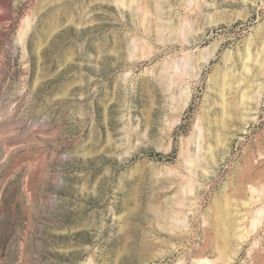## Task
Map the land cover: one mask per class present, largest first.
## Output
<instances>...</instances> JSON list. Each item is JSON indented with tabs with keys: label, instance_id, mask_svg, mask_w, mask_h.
<instances>
[{
	"label": "rangeland",
	"instance_id": "1",
	"mask_svg": "<svg viewBox=\"0 0 264 264\" xmlns=\"http://www.w3.org/2000/svg\"><path fill=\"white\" fill-rule=\"evenodd\" d=\"M0 264H264V0H0Z\"/></svg>",
	"mask_w": 264,
	"mask_h": 264
}]
</instances>
